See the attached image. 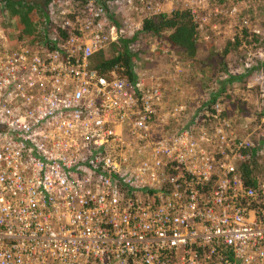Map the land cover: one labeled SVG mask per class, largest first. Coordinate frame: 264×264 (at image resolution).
<instances>
[{
	"label": "built area",
	"instance_id": "1",
	"mask_svg": "<svg viewBox=\"0 0 264 264\" xmlns=\"http://www.w3.org/2000/svg\"><path fill=\"white\" fill-rule=\"evenodd\" d=\"M45 9L37 38L0 23V264H264V177L243 183L253 145L218 102L208 130L154 138L159 85L91 65L126 32L106 1Z\"/></svg>",
	"mask_w": 264,
	"mask_h": 264
},
{
	"label": "rangeland",
	"instance_id": "2",
	"mask_svg": "<svg viewBox=\"0 0 264 264\" xmlns=\"http://www.w3.org/2000/svg\"><path fill=\"white\" fill-rule=\"evenodd\" d=\"M50 1V0H49ZM63 5L73 0H59ZM108 13L125 27L123 38L133 37V71L159 85L161 100L155 107L153 137L190 128L197 134L212 125L206 114L217 101L221 120L237 137L256 148L253 174L264 177V0H188L195 6L196 60L171 49L161 36L140 32L142 14L128 9L123 0H105ZM161 12L187 6L183 0H156ZM47 4V3H46ZM45 4V5H46ZM128 23L129 27H127ZM9 36H16L9 18L0 20ZM243 29L256 34L241 38ZM235 37L239 38L234 44ZM234 44V45H233ZM111 44L104 54H111ZM238 165V164H237Z\"/></svg>",
	"mask_w": 264,
	"mask_h": 264
},
{
	"label": "trees",
	"instance_id": "3",
	"mask_svg": "<svg viewBox=\"0 0 264 264\" xmlns=\"http://www.w3.org/2000/svg\"><path fill=\"white\" fill-rule=\"evenodd\" d=\"M48 1L45 0L44 4L41 5L6 0L2 4L7 17L12 20V28L16 32L17 38L32 39L38 37L35 28L40 23V19H47L45 4ZM79 1L80 3L84 2V0ZM139 28L142 33L163 37L169 48L183 53L188 60L197 59V25L187 9L175 8L168 12H159L156 15L144 17L141 19ZM240 33L241 38H245L246 35L257 37L256 34L250 33L246 29ZM132 40L133 37L118 39L117 42L111 44L112 52L107 56L103 51L95 53L91 60L92 67L100 74L115 69L128 81L134 80L135 74L132 65L135 55L129 49V43ZM238 42H240L239 38L235 37L234 44ZM255 152V147L250 148L249 151L242 150L243 154H250L251 157L254 156ZM251 157L244 159L237 166L243 183L248 186H253L256 181L252 173L254 161Z\"/></svg>",
	"mask_w": 264,
	"mask_h": 264
},
{
	"label": "flooded vegetation",
	"instance_id": "4",
	"mask_svg": "<svg viewBox=\"0 0 264 264\" xmlns=\"http://www.w3.org/2000/svg\"><path fill=\"white\" fill-rule=\"evenodd\" d=\"M5 1L6 0H0V4H3ZM11 1H14V2L23 1V2L36 3V4L43 5L45 0H11Z\"/></svg>",
	"mask_w": 264,
	"mask_h": 264
}]
</instances>
